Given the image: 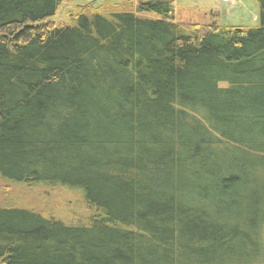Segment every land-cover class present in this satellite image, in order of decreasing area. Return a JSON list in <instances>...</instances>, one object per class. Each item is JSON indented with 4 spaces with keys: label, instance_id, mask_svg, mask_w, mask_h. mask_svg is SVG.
<instances>
[{
    "label": "trees",
    "instance_id": "16d2710c",
    "mask_svg": "<svg viewBox=\"0 0 264 264\" xmlns=\"http://www.w3.org/2000/svg\"><path fill=\"white\" fill-rule=\"evenodd\" d=\"M70 1L0 0V177L93 214L0 208V264H264V0L249 30Z\"/></svg>",
    "mask_w": 264,
    "mask_h": 264
},
{
    "label": "rangeland",
    "instance_id": "374dc122",
    "mask_svg": "<svg viewBox=\"0 0 264 264\" xmlns=\"http://www.w3.org/2000/svg\"><path fill=\"white\" fill-rule=\"evenodd\" d=\"M89 1L71 0L50 20L56 24L69 23L68 11L76 6H84ZM101 1H98L97 5H100ZM175 10L177 21L207 22L210 14L218 13L217 21L221 26L249 30L258 28L261 24L259 0H175ZM146 17L157 18L153 14ZM220 87L227 85L221 84ZM85 201L84 192L77 188L48 187L42 184L31 186L0 177V208L30 209L66 223H76L93 214V210Z\"/></svg>",
    "mask_w": 264,
    "mask_h": 264
}]
</instances>
